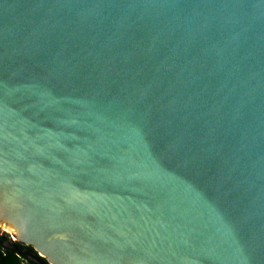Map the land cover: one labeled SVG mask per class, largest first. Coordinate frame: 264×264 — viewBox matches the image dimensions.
Instances as JSON below:
<instances>
[{"label":"water","instance_id":"95a60500","mask_svg":"<svg viewBox=\"0 0 264 264\" xmlns=\"http://www.w3.org/2000/svg\"><path fill=\"white\" fill-rule=\"evenodd\" d=\"M50 264H264V0H0V235Z\"/></svg>","mask_w":264,"mask_h":264},{"label":"trees","instance_id":"16d2710c","mask_svg":"<svg viewBox=\"0 0 264 264\" xmlns=\"http://www.w3.org/2000/svg\"><path fill=\"white\" fill-rule=\"evenodd\" d=\"M0 264H50L29 245L12 240L9 235H0Z\"/></svg>","mask_w":264,"mask_h":264},{"label":"bare ground","instance_id":"6f19581e","mask_svg":"<svg viewBox=\"0 0 264 264\" xmlns=\"http://www.w3.org/2000/svg\"><path fill=\"white\" fill-rule=\"evenodd\" d=\"M5 233V232H4Z\"/></svg>","mask_w":264,"mask_h":264}]
</instances>
